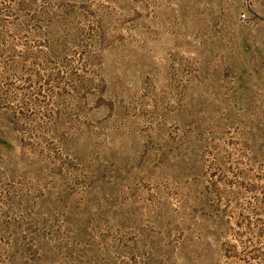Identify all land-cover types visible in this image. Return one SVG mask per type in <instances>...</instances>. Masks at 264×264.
<instances>
[{
    "label": "rangeland",
    "instance_id": "rangeland-1",
    "mask_svg": "<svg viewBox=\"0 0 264 264\" xmlns=\"http://www.w3.org/2000/svg\"><path fill=\"white\" fill-rule=\"evenodd\" d=\"M0 264H264V0H0Z\"/></svg>",
    "mask_w": 264,
    "mask_h": 264
}]
</instances>
